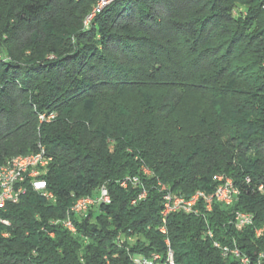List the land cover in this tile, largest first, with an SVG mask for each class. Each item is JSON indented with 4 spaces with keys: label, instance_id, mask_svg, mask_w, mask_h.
Instances as JSON below:
<instances>
[{
    "label": "trees",
    "instance_id": "16d2710c",
    "mask_svg": "<svg viewBox=\"0 0 264 264\" xmlns=\"http://www.w3.org/2000/svg\"><path fill=\"white\" fill-rule=\"evenodd\" d=\"M95 1L0 0V168L44 148L53 163L43 178L55 196L51 204L29 190L2 211L11 226L0 225V264L165 257L159 183L189 199L214 193L219 176L232 179L238 200L228 210L171 215L174 260L238 264L222 258L219 242L257 264L264 254V0H113L85 31ZM236 2L244 16H233ZM126 178L142 185L124 189ZM103 185L109 206L70 214ZM143 189L146 199L132 205ZM236 212L253 215V225L237 230ZM67 217L76 233L53 224ZM120 232L137 241L118 246Z\"/></svg>",
    "mask_w": 264,
    "mask_h": 264
},
{
    "label": "built area",
    "instance_id": "2783aa9c",
    "mask_svg": "<svg viewBox=\"0 0 264 264\" xmlns=\"http://www.w3.org/2000/svg\"><path fill=\"white\" fill-rule=\"evenodd\" d=\"M109 1V0H108ZM105 4V3H104ZM45 117L43 116V120ZM37 161H41V167H47L48 165H51L53 163V158L50 157L47 152L44 149L43 155L38 158ZM32 161L29 162H18V166H25L26 164H30ZM5 164H11V163H5ZM143 171H149L144 170ZM9 173L2 174V177L0 178V185H6L5 184V177ZM248 183V180H246ZM231 183L232 181L228 180L224 177V183H218V187L212 194H206L202 193V197H195L190 199V201H196L197 202V209H202L203 211H206V206H214L220 205L223 208L231 207V200H232V191H231ZM38 184H45V192L42 194H38L42 198H44L47 202H49V194L51 191L48 190L47 181L44 178H40L38 175V172L35 174V183L33 187V192H35V187ZM129 185H132L133 187L141 186L142 184L140 182H132L128 181V179H124L120 182V187L126 189ZM159 191L163 194V203H162V210H161V227L159 228V232L165 236V243L168 247L167 255L164 258H157L156 253H152L150 256H144L141 254H135L131 256V260L133 264H176L175 260H172V250L170 248V242L167 238V220H168V213H171V204L179 203L177 198H168L167 197V190L159 189ZM259 191H262V188H259ZM28 192H25V189L23 187L22 178L20 182L16 185L15 189H12L11 193H0V211L5 210V208L8 205H5V198H12L18 199L23 198L27 195ZM147 191L143 189V191L131 202L132 205H136L140 201L146 199ZM111 196L109 193L108 188L106 185L101 186L100 192H95V195L85 197L82 200L81 205L78 206L77 209H72L73 211V217H85L89 213L90 210L97 209L100 206H109L111 204ZM54 204V203H51ZM3 221H6V227H10V222L3 218ZM231 221H239L237 219V212L236 217H232ZM54 222H64V229L69 231L70 233H76V228L71 220V218H66L64 220H54ZM241 229V221H240V228ZM50 237H53L54 234L50 233ZM207 235V234H205ZM4 237H6V234H4ZM117 245L118 246H124L127 244H135L137 241V238L129 235L126 236L125 233L120 232L116 238ZM223 244V243H221ZM218 247V244H217ZM223 259H232L234 260V256H242V264H249L246 262V255L242 253V251L239 249V247H234V252H232L229 255H222ZM262 261V260H261ZM264 262V261H262Z\"/></svg>",
    "mask_w": 264,
    "mask_h": 264
},
{
    "label": "bare ground",
    "instance_id": "6f19581e",
    "mask_svg": "<svg viewBox=\"0 0 264 264\" xmlns=\"http://www.w3.org/2000/svg\"><path fill=\"white\" fill-rule=\"evenodd\" d=\"M111 1L113 0H109V2ZM43 152H44V148H40V150L37 153L14 157L8 162L11 164H6L2 166L0 168V178L2 177V174L4 173H9V174L5 177L6 185H0V193H11L12 189L16 188V185L20 182L21 178H22L23 187L25 189V192H28L29 190L33 191V187L35 183V174L38 172V175L40 176V178H43L44 174L50 167V165H48V169L47 167H41V161H37L38 158H40L43 155ZM29 161H32V162L30 164H26L25 166H18V162H29ZM144 172L148 175L150 174L149 171H144ZM126 179L132 182H139L138 179L136 178L134 179L126 178ZM227 179L232 181V179L230 178H227ZM216 180L218 183H224V176H219L216 178ZM164 188L167 190L168 198H177V200L179 201V203L171 204V213H168V219L171 215L177 214V213L198 215L202 212L201 211L202 209H197V202L190 201V199L195 198V197H202V193L204 192H197L191 198L186 199L185 197L177 196L176 194L172 193L165 185L159 183V189H164ZM100 190H101V187L97 190V192H100ZM231 191H232L231 206H232L234 205V203L238 200L240 196V190L234 185L233 181L231 183ZM44 192H45V184L36 185L35 193L42 194ZM84 198L85 197L76 200L75 204L72 205V207L70 208V211H69L70 214H73L72 209H77L78 206L81 205L82 200ZM21 199L22 198L12 200V198H5V205H10V204L16 205L21 201ZM49 202L50 203L55 202V196L52 192L49 194ZM229 208L231 207H226L225 209L228 210ZM212 211H213V206H206L205 212L211 213ZM233 217H236V213H234ZM237 219H239V221H231V223L234 225L236 229H238L240 228V221H241V229L243 230L253 225L254 216L248 213H244V212H237ZM59 223L64 226V222H53V224H59ZM0 225L6 226V221H3L2 219V211H0ZM262 232H263L262 229L257 230L256 235L260 236ZM207 235L210 238H213V233L211 230L207 232ZM167 238H168V229H167ZM217 244H218V247H217ZM214 247L220 250L222 255H229L232 252H234L233 246L231 247L227 245H222L219 242H214ZM156 255H157V258H164V256L159 253H156ZM172 260H174L173 252H172ZM234 260H236L238 264H242V256H234ZM261 260L264 261L263 253L259 255V260L257 264H264V262H262ZM246 262L251 264V260L247 256H246Z\"/></svg>",
    "mask_w": 264,
    "mask_h": 264
},
{
    "label": "rangeland",
    "instance_id": "374dc122",
    "mask_svg": "<svg viewBox=\"0 0 264 264\" xmlns=\"http://www.w3.org/2000/svg\"><path fill=\"white\" fill-rule=\"evenodd\" d=\"M114 1L109 2L108 0H96L95 3L92 4L90 13L85 17L83 21V30L89 31L92 28L94 22L96 21V18L98 17V15H100L106 8L110 7L111 4L113 5L115 3ZM235 4L237 5V9L234 10L233 16L236 18L240 17L241 15L244 16L245 10L242 7V2H236ZM1 54L2 53H0V56ZM56 117H57V114L53 113L49 115V117H45L44 120H43V116L42 117L40 116V120L41 122H45V121L51 122Z\"/></svg>",
    "mask_w": 264,
    "mask_h": 264
}]
</instances>
